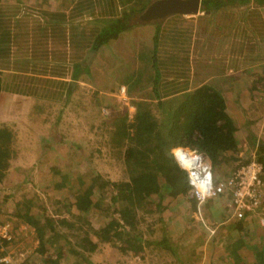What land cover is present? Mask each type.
Returning <instances> with one entry per match:
<instances>
[{"label":"crops","instance_id":"crops-1","mask_svg":"<svg viewBox=\"0 0 264 264\" xmlns=\"http://www.w3.org/2000/svg\"><path fill=\"white\" fill-rule=\"evenodd\" d=\"M13 2L0 0V39L4 40L6 36V44L0 46L1 85L3 82V98L15 99L8 103V107L18 109L21 106L22 112L16 118L0 113V128L7 129L2 137L12 138L9 151L12 154L17 150L22 153L16 162H22L19 159L25 152L42 153L43 146L61 143L63 139L60 137L49 139L53 135L50 136L49 132H54L61 116L64 118V105L71 104L72 99L78 96L75 93L78 94L79 89L82 92L86 83L98 86L100 91H108L111 96L118 92L123 101L128 95L130 102L143 99L154 88L159 90L163 99H169L182 94L181 89L190 91L206 87L212 93L223 96L226 111L238 130L245 129L241 124L243 127L249 125L245 118L258 122L264 119V115L254 116L257 107L264 102V92L259 90L264 89L263 84L259 87L264 80V3L252 6L254 15L248 18L245 4L238 3L222 7L220 11L225 10L226 15H215L217 11L210 15L199 9L194 15H169L163 18L162 27L168 29L171 26L173 34L163 39L157 47V72L152 60L154 26H135L92 49L100 24L88 21H93L95 17L102 18L101 14L97 16V11L94 10L92 17L85 15L79 19V22L86 19L88 27L79 24L75 31L76 38L73 39L68 37V30L64 32V21L75 10L76 0H69V4H64L63 0ZM44 15L47 17L44 18ZM256 16H260L257 23ZM169 20H173L174 24L176 20V24L170 25ZM221 31L223 35H220ZM131 36L132 41H128ZM41 50H45V55ZM76 66L80 68L75 71ZM107 80H112L109 85L103 82ZM69 85L76 91L66 102ZM56 102H59L58 106L61 105L59 109ZM50 108L58 109V115L53 120L45 115ZM130 110L134 112L132 105ZM38 120L49 122L40 128L36 124ZM1 140L2 150L5 140ZM49 140L52 143L49 144ZM32 157L24 160L26 166H30L29 162L34 160ZM39 157L44 161V155L39 154ZM2 170L7 174L6 166ZM202 215L204 223L211 226L213 231L217 230L213 221L223 223L229 216L232 218L230 200L227 197L209 200L202 208ZM194 218L200 222L196 212ZM232 219L235 220L234 217ZM252 219L257 220L258 215L248 216L246 223ZM233 224L228 226L227 231L234 229ZM211 229L209 227L210 232ZM46 242L52 246V241ZM92 243L95 250L97 245ZM12 244L16 246L15 255H10L6 250L0 252V264H64V241L56 255L44 252L42 247L40 251L36 249L23 255L28 244L15 240V237L8 245ZM33 245L31 248H34ZM1 248L4 246L0 245Z\"/></svg>","mask_w":264,"mask_h":264},{"label":"rangeland","instance_id":"rangeland-1","mask_svg":"<svg viewBox=\"0 0 264 264\" xmlns=\"http://www.w3.org/2000/svg\"><path fill=\"white\" fill-rule=\"evenodd\" d=\"M11 1L15 3V0ZM252 6L257 5L253 2L245 5L247 18L254 15ZM220 10L215 15L221 16V13L226 15L225 10ZM258 18L260 16H256L255 23L258 22ZM85 20H82L80 25H84ZM171 21L173 20H169L168 23L174 24V21ZM223 33L221 31L220 35ZM215 35L217 36V33ZM132 36L128 37V41H132ZM42 52V55H45V50ZM111 81L103 82L109 85ZM114 81L116 83L115 79ZM261 84L264 86V80L259 87ZM83 86V91L80 92L79 89V93H75V96H78L72 99L71 104L64 105L62 113L64 118L61 116L54 132H49L50 136L53 135L50 137L48 134L49 139L53 140L54 137L63 139L60 144L55 145L49 140L48 143L52 144L50 147L43 146L44 152H25L19 159L22 162H16L22 153L17 150L12 154V151H9L12 138L4 137L1 164L6 166L7 174L5 173L0 181V240L6 241V244L0 243L4 246L0 252L6 250L10 255H15L16 246L8 245L15 237V240L19 239L28 244L26 252L22 248L23 255L36 249L40 251V247L44 252L56 255L59 245L64 241V264H264V259L260 260L253 255L256 243L264 247V228H260L257 223L259 218H264V207L258 219H252L250 223L245 222L241 231L238 227L227 231L231 223L239 222L232 219L233 215L223 223L213 221L212 224L217 230L212 234L209 231L211 226L196 222L193 206L189 202L181 197L172 196L171 188L164 190V187L172 182L173 177L169 173H162L159 181L156 179L158 190L149 197L145 198L144 194L136 193L135 196H120V200L113 202L111 198L117 193L114 185L130 180V169L125 165L122 154L127 141L117 143L116 136L107 129L96 131L95 127L100 125L101 121L107 120L110 114L108 109L111 107L117 112L127 108L132 114L131 102L128 95L123 101L124 98L121 100L118 92L111 96L108 91H100L96 85L93 87L92 83ZM259 90L264 92V89ZM95 92L97 94H94ZM151 94L150 92L149 95ZM14 100L13 97L4 99L3 93L1 94V115L3 113L16 118L21 114V106H18V109L8 107V103ZM55 104L57 107L59 102ZM2 108L8 109L2 111ZM57 110L50 108L48 113L46 111V117L53 120L58 115ZM256 115H264V102L255 110L254 116ZM245 119L249 125L243 127L241 124L245 129H240L238 135L240 140L238 155L230 154L229 158H226V167L222 174L213 168V173L218 178L226 177L247 157L255 156L258 145H264V119L259 122ZM42 122L38 120L36 124L41 128L49 121ZM0 131L5 133L7 129L1 127ZM140 145L142 150L146 148L145 142H141ZM99 150L101 154L98 153ZM97 153L99 155H96ZM110 153L113 156H110ZM39 154L45 156L44 161ZM32 155L34 160L29 162L30 166H26L24 160L31 158ZM144 163L146 165L148 162L145 160ZM142 168L140 165L139 173L143 172ZM88 190L90 195L84 194L85 196L76 204V197ZM167 191H170L169 195ZM130 197H133V200ZM26 203L30 204L29 208L24 207ZM17 204H22L20 209L22 218L14 216ZM84 206H89L88 211H81ZM230 208L233 210L231 206ZM126 209L129 218L135 216L137 221L131 229L123 219V212ZM27 212L38 217L39 224H35L36 226L29 224L25 220ZM105 227L110 229L107 234L102 231ZM222 227L226 228L221 229ZM130 230L131 237L134 235L135 240L129 242L127 249L134 250H125L126 246H123L122 241L130 238V235H126ZM167 236L171 238V250L159 248L157 243ZM46 241H52V246L46 244ZM92 242L96 243L97 249L93 250ZM31 245L34 248H31ZM139 245L144 249L141 253L138 252ZM233 250H237L241 256L237 257L231 253Z\"/></svg>","mask_w":264,"mask_h":264},{"label":"trees","instance_id":"trees-1","mask_svg":"<svg viewBox=\"0 0 264 264\" xmlns=\"http://www.w3.org/2000/svg\"><path fill=\"white\" fill-rule=\"evenodd\" d=\"M63 2L64 4L70 3L69 0H63ZM152 2L153 0H76L74 5L75 10L70 12L67 16V21H64V32L68 30V37L75 39V31L78 30L80 24L79 19L85 15L92 17L94 16V12L97 11V16L99 17L101 14L102 18L95 17L93 21H88L91 24H100L94 40L95 47L93 46L92 48L94 49L109 39H115L125 30L127 31L135 26L143 24L154 26L156 31L153 37L154 50L152 60L153 66L158 72L156 68L158 63L157 47L163 39H168V37L172 36L173 29L162 27V19H159L158 22L151 21L150 23L138 19V15L143 13ZM251 2L258 5L264 3V0H200V10L203 13H210L212 15V13L222 9L224 6H231L235 3L246 5ZM83 4L87 7V10ZM46 17L47 15H44V18ZM5 44L6 36H4V40L0 39V46H4ZM78 68L80 67L76 66L75 71ZM68 88L66 102L69 101L70 96L76 91V88L72 89L71 85ZM181 92L182 94L165 100L159 93V90L154 88L151 95H146L141 100L131 101V105L134 108L132 114L129 113L127 108L122 109V112H117L111 107L108 109L110 114L107 120L101 121L100 125L95 127L96 131L107 129V131L116 136L117 143L120 142L122 144L123 141H127L122 154L125 165L130 169V180L129 182L124 181L123 183L114 185L117 193L111 198L113 202L120 200V196H135L136 193L144 194L145 198L149 197L155 193V190L156 192L158 190L156 179L158 178L157 181H159L162 173H169L173 177L172 182L168 186H165L164 190L166 191L167 188H171L173 190L171 195L185 199L193 206L195 213L197 211V201L188 184L187 174L179 168L172 150L182 148L196 151L203 155L210 162L212 168L215 171L218 170L217 172H220V174L225 171L226 158H229L230 154L238 155L240 150V140L238 139L240 130L237 129L232 118L228 115L223 96L220 93H212L206 87H197L190 91L181 89ZM1 93L0 72V96ZM94 94H97V92ZM5 134L6 132L0 131V140H4L2 136ZM128 142L129 144H127ZM141 142H145L146 145V148L143 150L140 148L142 147L140 145ZM121 146L124 147L123 145ZM98 153L101 154V151L99 150ZM98 153L96 155H99ZM3 155L4 152L0 149V181L5 176V171L2 170L4 167L1 165ZM109 155L113 156L111 153ZM253 159L262 165V179L264 180V145L262 144L258 145L255 156L247 157L245 161L237 165L226 177L221 176V178L229 177L235 170ZM145 160L148 162L146 165L144 163ZM103 163L107 164L106 162ZM140 165L143 167V172L141 173L138 171ZM89 192L88 190L87 192L83 191L80 193V196L76 197L75 203L78 204L85 195H90ZM169 193L170 191H167L168 195ZM130 198L133 200V197ZM21 205L17 204L15 217L22 218V212H20ZM29 206L30 204L26 203L24 207L29 208ZM88 207H82L81 211H88ZM163 208L166 207L163 206ZM25 214V220L29 224H33V226L39 224L37 221L38 217L30 215L29 212ZM123 214L127 227L131 229L132 226L137 224L135 216L129 218L127 209ZM245 222L247 221L244 218L234 224V227H238V230L241 231L242 226L246 224ZM64 223L66 222L64 221ZM118 226L120 227V224ZM102 231L107 234L110 229L109 227H105ZM131 231L126 234L127 236L130 235V238L122 241L123 246H126L125 250H134L127 249L129 242L135 240L134 235L131 237ZM1 242L4 245L6 244V241L0 240ZM157 243L159 248L172 249L171 238L168 236ZM146 244L149 245L148 243ZM91 246L93 248L95 244L92 243ZM139 246L138 252L141 253L144 249H142V245ZM231 253L237 257L241 256L237 250H233ZM253 255L263 260L264 247H260L256 243L253 247Z\"/></svg>","mask_w":264,"mask_h":264},{"label":"built area","instance_id":"built-area-1","mask_svg":"<svg viewBox=\"0 0 264 264\" xmlns=\"http://www.w3.org/2000/svg\"><path fill=\"white\" fill-rule=\"evenodd\" d=\"M172 154L179 168L187 174L188 184L197 201V216L204 225L206 223L202 208L209 200L220 197L230 198L233 217L237 221L252 214H261L264 204L263 167L256 160L241 166L227 178H218L214 175L210 162L200 153L179 148L173 149ZM258 223L264 227V218H259ZM214 232L211 230L212 234Z\"/></svg>","mask_w":264,"mask_h":264},{"label":"water","instance_id":"water-1","mask_svg":"<svg viewBox=\"0 0 264 264\" xmlns=\"http://www.w3.org/2000/svg\"><path fill=\"white\" fill-rule=\"evenodd\" d=\"M199 9L200 0H156L139 18L143 22H158L169 15H194Z\"/></svg>","mask_w":264,"mask_h":264},{"label":"bare ground","instance_id":"bare-ground-1","mask_svg":"<svg viewBox=\"0 0 264 264\" xmlns=\"http://www.w3.org/2000/svg\"><path fill=\"white\" fill-rule=\"evenodd\" d=\"M176 153H177V154H180V151H177Z\"/></svg>","mask_w":264,"mask_h":264}]
</instances>
